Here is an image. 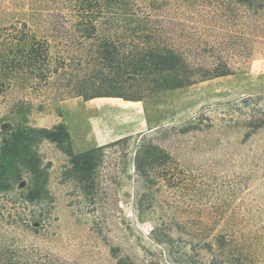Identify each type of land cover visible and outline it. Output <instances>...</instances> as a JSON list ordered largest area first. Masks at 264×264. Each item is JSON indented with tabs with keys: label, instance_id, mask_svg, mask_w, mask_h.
<instances>
[{
	"label": "rangeland",
	"instance_id": "374dc122",
	"mask_svg": "<svg viewBox=\"0 0 264 264\" xmlns=\"http://www.w3.org/2000/svg\"><path fill=\"white\" fill-rule=\"evenodd\" d=\"M42 1L52 14L61 8L56 0ZM137 2L153 12L154 25L169 31L170 43L188 60L209 66L222 53L233 73L137 102L51 99V91L39 96L15 81L0 115L25 100L16 116L29 125L51 129L64 124L74 153L100 151L94 188L83 192L68 173L64 151L42 141L37 149L44 164L51 165L50 196L24 204L20 193L28 179L0 194V245H36L71 264H117L119 259L128 264H232V248L229 243L221 248L220 237L230 240L238 230L235 221L250 218L253 207L264 219V176L252 177L264 159L251 158L264 132L244 141L247 106L264 108V10L255 15L235 0ZM36 7L34 0H0V18L26 20L37 28L31 17ZM59 26L73 36H51L53 52L70 59L85 55L75 42L74 23ZM211 43L217 44L215 53ZM145 142L171 157L150 182L136 170L137 151Z\"/></svg>",
	"mask_w": 264,
	"mask_h": 264
},
{
	"label": "trees",
	"instance_id": "16d2710c",
	"mask_svg": "<svg viewBox=\"0 0 264 264\" xmlns=\"http://www.w3.org/2000/svg\"><path fill=\"white\" fill-rule=\"evenodd\" d=\"M34 1L38 7L33 8L31 17L38 21L37 28L26 20L6 23L0 18V104L7 102L15 81L39 96L51 91V99L78 96L86 101L118 98L137 102L149 94L181 89L233 73L222 53L209 66L188 60L170 43L169 31L154 25L153 12L137 0H56L61 7L57 14L45 10L40 5L42 0ZM235 2L255 15L264 10V0ZM42 20L49 27L43 26ZM60 20L74 23L75 42L85 55L70 59L62 51L53 52L51 36H73L59 26ZM253 31L252 36L259 38L258 29ZM210 49L215 53L217 44L211 43ZM24 105L25 100H20L10 112L0 115V194L12 192L28 179L29 184L20 193L24 204L33 206L50 196L51 165L44 164L37 149L42 141L60 147L69 158L70 177L83 192L92 191L100 150L74 153L64 124L51 129L33 127L26 118L16 116ZM247 107L245 142L264 132V108L257 104ZM251 153L254 161L264 159V140ZM168 159L170 155L160 147L142 143L137 151L136 170L150 182L155 169ZM257 167L252 171L254 179L258 172L264 176V164ZM258 211L259 207H253L250 218L235 221L238 230L230 240L227 236L220 237L221 248L227 247V243L232 248V264H264V219L256 214ZM127 262L119 259L117 264ZM0 264L71 263L36 245L24 246L13 241L0 245Z\"/></svg>",
	"mask_w": 264,
	"mask_h": 264
}]
</instances>
